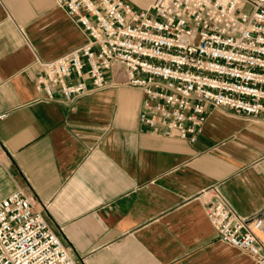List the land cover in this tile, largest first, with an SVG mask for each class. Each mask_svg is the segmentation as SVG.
Returning <instances> with one entry per match:
<instances>
[{
    "label": "crops",
    "instance_id": "0c3cea01",
    "mask_svg": "<svg viewBox=\"0 0 264 264\" xmlns=\"http://www.w3.org/2000/svg\"><path fill=\"white\" fill-rule=\"evenodd\" d=\"M86 40L56 0H0V201L21 190L80 264H252L219 238L206 203L219 193L264 216L262 116L211 107L189 143L142 123L138 88L45 99L32 64Z\"/></svg>",
    "mask_w": 264,
    "mask_h": 264
},
{
    "label": "built area",
    "instance_id": "2783aa9c",
    "mask_svg": "<svg viewBox=\"0 0 264 264\" xmlns=\"http://www.w3.org/2000/svg\"><path fill=\"white\" fill-rule=\"evenodd\" d=\"M86 32L81 46L32 64L45 99L127 86L144 93L142 123L194 143L211 107L264 120V0H56ZM7 114H1L0 118ZM219 238L264 264V216L239 214L221 194L206 203ZM0 264H80L21 190L0 201Z\"/></svg>",
    "mask_w": 264,
    "mask_h": 264
},
{
    "label": "bare ground",
    "instance_id": "6f19581e",
    "mask_svg": "<svg viewBox=\"0 0 264 264\" xmlns=\"http://www.w3.org/2000/svg\"><path fill=\"white\" fill-rule=\"evenodd\" d=\"M261 236L264 237V232L261 233Z\"/></svg>",
    "mask_w": 264,
    "mask_h": 264
}]
</instances>
